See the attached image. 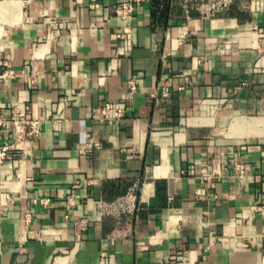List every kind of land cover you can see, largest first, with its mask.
Instances as JSON below:
<instances>
[{
	"label": "crops",
	"instance_id": "crops-1",
	"mask_svg": "<svg viewBox=\"0 0 264 264\" xmlns=\"http://www.w3.org/2000/svg\"><path fill=\"white\" fill-rule=\"evenodd\" d=\"M126 1L0 0V115L47 119L0 164V264H264V59L223 50L264 0Z\"/></svg>",
	"mask_w": 264,
	"mask_h": 264
},
{
	"label": "built area",
	"instance_id": "built-area-1",
	"mask_svg": "<svg viewBox=\"0 0 264 264\" xmlns=\"http://www.w3.org/2000/svg\"><path fill=\"white\" fill-rule=\"evenodd\" d=\"M138 0H129L123 2L118 7L117 15L123 21H130L133 18L134 13L136 12V4ZM203 6L204 3L202 4ZM219 5V7H217ZM215 11V13H220L221 11L228 12V8L226 4H213L212 7L208 10ZM120 40H123L122 34L118 35ZM223 50L226 52H232L235 48L238 49H252L262 55L264 59V28L256 24H250L245 26L241 31L237 32L235 35L230 37L223 44ZM124 48L122 47V53ZM7 74L4 73L0 76V79H3ZM137 90V86L135 80H130L128 83V95H132ZM164 97H169V90H165L163 92ZM129 99V98H128ZM126 98L125 101H128ZM66 102V100H64ZM14 113L9 119H5L2 115H0V128H5L7 130H13L15 133L16 143L11 145L10 147H2L0 148V164L4 161L11 158V152L14 150H22L24 151V145L34 142L41 133V127L44 120H32L28 119L27 115L32 110L30 105H26L22 108L16 107L14 109ZM126 111V105L124 106H116L114 103H107L100 109H97L93 114V119L99 122H107V123H118L124 116ZM100 143L95 139L88 138L83 143L81 150L84 153H90L95 147H99ZM235 171L240 181L246 177V168L242 163H236ZM133 195L129 194L124 201H117L110 204H104L101 206L102 209L100 212V216H103L107 213H110L112 210L119 209V216L121 213H125L127 210H131L135 208V204L133 202ZM71 204V203H70ZM72 205V204H71ZM28 216V215H27ZM27 218V217H26ZM27 219H25L26 221ZM174 262H168L166 264H173Z\"/></svg>",
	"mask_w": 264,
	"mask_h": 264
},
{
	"label": "rangeland",
	"instance_id": "rangeland-1",
	"mask_svg": "<svg viewBox=\"0 0 264 264\" xmlns=\"http://www.w3.org/2000/svg\"><path fill=\"white\" fill-rule=\"evenodd\" d=\"M232 2H233V0H205L204 5L206 7H204L203 11H208L212 7V5L216 4V3L226 4L227 8H229Z\"/></svg>",
	"mask_w": 264,
	"mask_h": 264
}]
</instances>
